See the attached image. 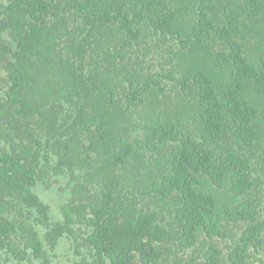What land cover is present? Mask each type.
<instances>
[{
	"label": "trees",
	"instance_id": "trees-1",
	"mask_svg": "<svg viewBox=\"0 0 264 264\" xmlns=\"http://www.w3.org/2000/svg\"><path fill=\"white\" fill-rule=\"evenodd\" d=\"M0 264H264V0H0Z\"/></svg>",
	"mask_w": 264,
	"mask_h": 264
},
{
	"label": "rangeland",
	"instance_id": "rangeland-1",
	"mask_svg": "<svg viewBox=\"0 0 264 264\" xmlns=\"http://www.w3.org/2000/svg\"><path fill=\"white\" fill-rule=\"evenodd\" d=\"M62 194V193H61ZM43 196V195H42ZM55 196H58V194H56ZM44 197V196H43ZM44 199H45V197H44Z\"/></svg>",
	"mask_w": 264,
	"mask_h": 264
}]
</instances>
